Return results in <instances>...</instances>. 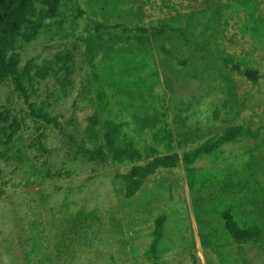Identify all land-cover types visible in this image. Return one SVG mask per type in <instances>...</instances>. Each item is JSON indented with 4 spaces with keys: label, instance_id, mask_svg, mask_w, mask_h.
I'll list each match as a JSON object with an SVG mask.
<instances>
[{
    "label": "rangeland",
    "instance_id": "rangeland-1",
    "mask_svg": "<svg viewBox=\"0 0 264 264\" xmlns=\"http://www.w3.org/2000/svg\"><path fill=\"white\" fill-rule=\"evenodd\" d=\"M251 5L246 10L234 0L61 1L60 19L42 21L34 42L18 51L20 67L36 56L50 63L53 73L28 86L29 101L45 103L60 127L30 117L12 82L0 81V113L8 110L16 119L6 132L11 141L0 146V264H149L158 216H165L158 264H264V240L248 242L240 254L217 216L229 202L218 197L264 185V0ZM255 19L261 22L259 35L245 28ZM134 27L148 33L140 37ZM161 27L164 33L154 36L151 30ZM133 52L146 58L144 72L155 74L157 82L135 106L104 85L108 106L96 127L97 144L103 143L100 125L106 119L123 124L124 141L141 154L149 147L166 153L164 142H154L162 129L178 154L228 126L260 130L256 140L225 145L195 162L197 174L214 175L206 189L190 191L179 164L157 170L126 199L117 175L131 163L75 155L96 111L88 102L96 94L93 72ZM68 54L66 72L57 57ZM78 213L90 216L75 224ZM202 233H208L209 247L199 239Z\"/></svg>",
    "mask_w": 264,
    "mask_h": 264
},
{
    "label": "trees",
    "instance_id": "trees-1",
    "mask_svg": "<svg viewBox=\"0 0 264 264\" xmlns=\"http://www.w3.org/2000/svg\"><path fill=\"white\" fill-rule=\"evenodd\" d=\"M62 0H0V81L9 79L15 89L23 98L28 108V115L37 121L54 127H60L56 116L51 115L45 109V103L35 106L29 101L28 86L33 79L42 80L52 74V67L47 61L39 62L38 57L30 58L20 67L18 51L26 48L34 42L43 27L42 21L58 20L62 16L60 5ZM236 5H243L246 10L251 8L255 0H234ZM43 11L39 12L38 7ZM81 13H78L80 15ZM260 21L252 20L245 28L252 35H259ZM165 27L151 30L154 36L162 35ZM170 29V28H169ZM133 31L140 37L146 36L148 30L142 27H134ZM172 31V30H171ZM72 58L71 54L58 56L61 63L59 69L68 70L67 63ZM146 58L140 52H133L129 56L121 55L115 65L103 66V70L93 72V81L96 85V94L88 102L96 107V111L88 118V126L85 129V138L75 146V155L88 162L105 163H131L125 173L117 175L124 186V197L132 198L141 189L145 180L159 169H173L182 164L186 170V180L190 191L200 192L206 189L213 174H197L194 164L204 157L215 156L225 145H236L242 140H256L260 130H250L242 126L232 125L224 128L219 134L212 136L198 144L194 148L182 151L181 154L172 152V136L166 130H158L154 133V142H164L165 154H159L154 147H149L144 153H140L130 142H125L122 134L123 124L106 119L101 122L100 132L103 143L97 144L96 127L99 119L105 113L108 106L106 88L113 91V96L127 99L135 106L139 97L150 91L157 82L155 74H146ZM114 71V76L109 72ZM70 74V73H68ZM16 126V119L8 110L0 113V136L7 140H0V146L11 140L7 130ZM91 142L93 147H87ZM145 161L144 163H140ZM226 201L224 208L217 212V216L223 222L224 234L235 244L238 252H244L243 245L248 242L264 240V185L255 183L248 193L234 196H220L217 201ZM249 207V208H247ZM90 215L77 214L73 221L75 224L86 219ZM165 216H158L155 220L152 232L150 252L153 261L149 264H158L155 261V251L159 248L163 236ZM201 242L209 247L212 241L208 240V233H202ZM217 245V244H216Z\"/></svg>",
    "mask_w": 264,
    "mask_h": 264
}]
</instances>
